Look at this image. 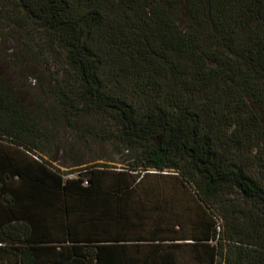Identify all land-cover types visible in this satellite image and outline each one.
<instances>
[{"label":"trees","instance_id":"1","mask_svg":"<svg viewBox=\"0 0 264 264\" xmlns=\"http://www.w3.org/2000/svg\"><path fill=\"white\" fill-rule=\"evenodd\" d=\"M0 21L58 65L39 97L0 74L41 113L0 91V264H264V0H0ZM91 113L132 163L70 176L96 159L62 166L53 124Z\"/></svg>","mask_w":264,"mask_h":264},{"label":"rangeland","instance_id":"2","mask_svg":"<svg viewBox=\"0 0 264 264\" xmlns=\"http://www.w3.org/2000/svg\"><path fill=\"white\" fill-rule=\"evenodd\" d=\"M23 51L19 34H16L14 28H10L5 25L4 22L0 21V74L2 76L8 75L6 81L10 83H23V85L26 86L25 88L29 91V95L39 97L43 94V86L52 82V77H55L58 65H53V62L46 57L47 64L43 62L42 58L33 62L23 57ZM25 88L22 91L15 92L13 86L1 85L0 91L3 94V98L6 99L9 104H14L15 102L18 104L17 107L21 109H30L26 114L19 113L16 110L14 111V113L16 112L18 115L20 123L27 127L31 124L30 118L36 115L38 116L41 113H38L39 110L34 107L36 104V102H33L36 101L35 98L32 99L22 96V94L28 93ZM42 101L43 100H40V102ZM46 108V105L41 106L42 111ZM41 122L47 124L44 120ZM107 123L108 122H106L102 116L91 113L89 115L83 114L81 119L78 120L71 119L68 125H65V123H61L60 125L53 124V126H56L58 129V132L60 131V138L65 139L66 142H74L71 145H69V142L61 143V145L56 146L57 149L55 148V151H57V158L60 160L62 166H66L65 164L70 166L77 160L83 163L86 162V159H96L90 164L85 163V165L81 166L67 168L59 167L58 164H55V166L59 167L61 171H65L70 176H76L83 168H88L89 170L98 169L107 173V171L119 170L130 165L134 155L133 152H126L119 142L115 139H111L106 133H101L100 129L102 127L108 129ZM47 127H49V122ZM91 127L94 129L97 128L98 130L96 138L85 134L84 139H86V142L77 143L73 141L74 137H72L73 132L71 130H77V134L80 129L91 130ZM47 140L51 143L58 141V139L51 135L49 129H47ZM72 145H76L73 147L76 150H68L61 147L69 148L72 147ZM156 180L157 178L152 177L149 182H154ZM166 181L169 186L170 183L168 180Z\"/></svg>","mask_w":264,"mask_h":264}]
</instances>
